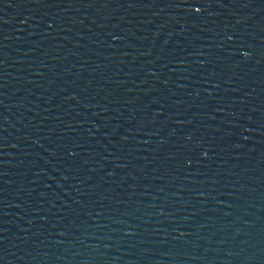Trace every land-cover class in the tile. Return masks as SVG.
Here are the masks:
<instances>
[{"label":"water","instance_id":"95a60500","mask_svg":"<svg viewBox=\"0 0 264 264\" xmlns=\"http://www.w3.org/2000/svg\"><path fill=\"white\" fill-rule=\"evenodd\" d=\"M0 264H264V0H0Z\"/></svg>","mask_w":264,"mask_h":264}]
</instances>
